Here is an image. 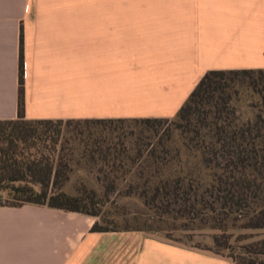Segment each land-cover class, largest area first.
<instances>
[{
  "label": "crops",
  "instance_id": "obj_1",
  "mask_svg": "<svg viewBox=\"0 0 264 264\" xmlns=\"http://www.w3.org/2000/svg\"><path fill=\"white\" fill-rule=\"evenodd\" d=\"M171 117L209 69H264V0H0V119ZM95 218L0 205V264H234Z\"/></svg>",
  "mask_w": 264,
  "mask_h": 264
},
{
  "label": "trees",
  "instance_id": "obj_2",
  "mask_svg": "<svg viewBox=\"0 0 264 264\" xmlns=\"http://www.w3.org/2000/svg\"><path fill=\"white\" fill-rule=\"evenodd\" d=\"M253 73L260 74L261 78L258 79L264 83V69L207 70L171 117L29 119L24 113V64L20 36L17 116L0 119V191L8 189L7 202L0 205L18 207L36 204L78 212L95 218L91 231L115 230L101 225L96 219L99 210L93 190H85L84 195H73L63 189L70 179L68 160H72V155L77 153L85 163L98 165V172L102 174H98L97 179L102 182L105 191L113 192L119 184L127 183L123 194L140 199L142 205L150 210L151 220L158 219L166 223L167 228L189 227L187 223L193 221L190 218L192 209L206 206L205 202L211 201L206 198V193H210L209 197L215 195L213 203H220L224 210H232L234 201L238 207L241 199H248L247 196L251 193L257 196V189L260 191L256 146L244 142L252 133V128L230 131L216 124L214 131L206 134L207 137L203 136L201 143H183L186 151L197 154L193 155V158L197 157L193 160L195 171H183L180 168L175 172L170 171L168 175L164 174L162 168L171 160L180 161V153L171 154V149L163 141H146L141 137L146 131L157 132L165 123H175L177 127H181L183 123L189 124L197 107L209 103L210 98H215V94L219 93L216 98L223 97L221 93L232 86L227 81L230 74L248 75L250 79L246 82L247 87L257 90L258 81L252 78ZM262 88L264 84H261L260 89ZM258 118L260 120V115ZM126 121L142 123L135 131L137 140L128 145L121 139V135L112 134L117 130L112 128L113 123ZM259 123L256 118V135L260 131L264 132ZM69 125L73 131L72 140H66L63 135L62 127ZM94 127H101L100 132L92 131ZM105 129L109 131L103 136L102 131ZM196 133L199 134L198 130ZM130 134L133 135L134 132L124 138ZM238 134L242 139L234 138ZM60 137L64 138L61 140ZM24 150L33 152L26 155ZM210 156L212 157L209 158ZM79 160L80 158L77 159L78 163ZM4 181L7 185L2 184ZM261 205L257 204L256 210H245L237 217H232L231 225L221 222L211 225L210 227L223 231L222 234L212 236L214 243L221 249H205L230 257L234 264H264V237L240 243L247 235H239L235 239L236 243L232 244L231 235L226 233L233 227L263 228L264 206ZM214 211L215 208L209 209L206 215L215 219L217 216ZM159 213L166 214L168 219H182V224L168 222L162 216L156 218L155 215ZM234 219L241 222L236 224ZM222 249L225 254L221 253Z\"/></svg>",
  "mask_w": 264,
  "mask_h": 264
},
{
  "label": "rangeland",
  "instance_id": "obj_3",
  "mask_svg": "<svg viewBox=\"0 0 264 264\" xmlns=\"http://www.w3.org/2000/svg\"><path fill=\"white\" fill-rule=\"evenodd\" d=\"M251 76L253 79L258 81L257 90L253 91L250 86L247 87L246 82L250 79L248 75L230 74L227 81H229L232 86L226 88L224 93L220 92L223 97L219 96V98H216L219 93L215 94V98H210L211 101L209 103L197 107L194 110L195 112L193 113L191 122L189 124L183 123L184 125L177 127V124L175 123H165L157 132L151 131V133L146 131V136L143 135L141 138L152 142H157L158 140L161 142L163 141L165 146H167L168 149H171V154H175L177 152L180 153V161L171 160L167 166L162 168L164 174L168 175L167 173L170 171L175 172L180 168H182L183 171L194 170L193 160L197 159V157L193 158V155L197 156V154L186 151L183 143H201L203 136L207 137L206 134H211L214 131L216 124L222 125L230 131H237L241 128H252V133L247 137L246 140H244V142H250L256 146L258 156L257 174L260 176V191L257 189V194L259 196L251 193L249 196H247L248 199H241V202H239L240 205H238V207H236V202L234 201L232 210H224L220 203H213L215 195L209 197L211 196L210 193H206V198L209 200L211 199V201L205 202L206 206L201 208L198 206L192 209L190 218H192L193 221H189V223H187L189 227H186V229H174L173 227L167 228L168 225H166V223L158 221V219H154V221L151 220L150 210L142 205L140 199L133 196H125L123 194L125 189H127V183L123 182L119 184L116 190L113 192L105 191V187L103 186L102 182L97 179L98 174H102L98 172V165L92 166L85 163L82 157L77 155V153L72 155V160H68L71 168V172L69 173L70 179L67 181V184L63 187V189L73 195H84L85 190H93L95 192L94 200L97 202L96 207L98 208L97 210H99V216L96 219H98L101 225L115 228V230L109 231H141L201 249H221V247L214 243L212 236L222 234L223 231L219 228H212L210 226L218 222L231 225V218L237 217L240 212L245 210H256L257 204L259 203L262 204L261 206H264V132L260 131V133H257L258 135H256L255 132V126H257V124H255L256 118L257 121L260 122L259 125L264 128V88L260 89L261 84L264 83L258 79L260 74L253 73ZM262 77L264 78V74H262ZM223 100L224 102H222ZM259 115L261 117L260 120L258 118ZM247 123L248 125H246ZM141 125L142 123L138 124L131 121H126L123 123L116 122L112 124V128H116L117 130H114L112 134L121 135V137H123L121 139H123V141L128 145L133 140H137L138 135L135 133V131L138 130ZM101 127H97L98 129L94 127L91 130H98V132H100ZM70 128V125L65 128L62 127L63 135L66 140H72L73 131H71ZM196 130H198L199 134L196 133ZM108 131L109 130L107 129L103 130V136ZM130 132H134V134H130L128 137L124 138V136L128 135ZM230 136L233 135L231 134ZM64 137H60V139L62 140ZM234 138L242 139L239 134ZM161 148L164 150V147L161 146ZM24 151L26 155L33 152V150ZM211 157L212 156L209 158ZM79 158L80 160L78 163L77 159ZM180 164H182V166ZM2 184L7 185L6 181H4ZM7 190L8 189L0 191V203L2 204L7 202ZM234 200H236V196L234 197ZM213 208H215L214 213L217 216L215 219H213L211 215H206L207 210H212ZM159 216H162V218H167L166 214L162 215V213H159L157 216L155 215L156 218ZM167 220L171 223L174 222L176 224H182V219L172 220L169 217ZM236 222V224H239L241 221L236 220ZM137 228L146 229L138 230ZM226 233L231 235L230 242L232 244L236 243L235 239L237 236L247 235L244 240L240 241V243H246L251 240L264 237V227H233L229 228ZM222 251L221 253L225 254L223 249Z\"/></svg>",
  "mask_w": 264,
  "mask_h": 264
}]
</instances>
